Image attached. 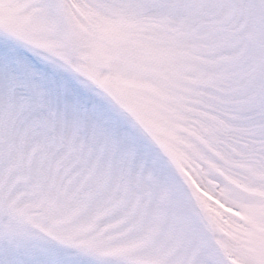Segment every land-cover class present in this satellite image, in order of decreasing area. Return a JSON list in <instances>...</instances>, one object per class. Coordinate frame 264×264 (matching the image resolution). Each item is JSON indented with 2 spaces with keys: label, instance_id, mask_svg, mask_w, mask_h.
<instances>
[{
  "label": "snow or ice",
  "instance_id": "6c2138e0",
  "mask_svg": "<svg viewBox=\"0 0 264 264\" xmlns=\"http://www.w3.org/2000/svg\"><path fill=\"white\" fill-rule=\"evenodd\" d=\"M0 264H264V0H0Z\"/></svg>",
  "mask_w": 264,
  "mask_h": 264
}]
</instances>
